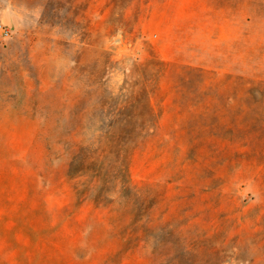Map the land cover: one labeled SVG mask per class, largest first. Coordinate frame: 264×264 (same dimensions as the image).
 Returning <instances> with one entry per match:
<instances>
[{
  "label": "rangeland",
  "instance_id": "1",
  "mask_svg": "<svg viewBox=\"0 0 264 264\" xmlns=\"http://www.w3.org/2000/svg\"><path fill=\"white\" fill-rule=\"evenodd\" d=\"M0 264H264V0H0Z\"/></svg>",
  "mask_w": 264,
  "mask_h": 264
},
{
  "label": "trees",
  "instance_id": "2",
  "mask_svg": "<svg viewBox=\"0 0 264 264\" xmlns=\"http://www.w3.org/2000/svg\"><path fill=\"white\" fill-rule=\"evenodd\" d=\"M82 165H83V170L81 169L80 171L81 174L79 176H86L88 174V172H91L94 174V176L92 178H100V182L102 181V178H104V176H106L108 173L106 171V173H103L104 170H106V168L104 169V166H103V162L105 160V156H97V157H93V156H89L87 154H85V156L82 157ZM97 162H99L98 164H96ZM94 166L97 168L95 169ZM126 172V170H125ZM96 178V179H97ZM93 181V179H92ZM97 181L99 182V180L97 179ZM95 183V181L93 182ZM102 185L105 184V181L101 182ZM121 185H120V188L121 189H129V184H128V181L126 182H121ZM92 185V183H91ZM134 189V187H132ZM98 201V200H97Z\"/></svg>",
  "mask_w": 264,
  "mask_h": 264
}]
</instances>
